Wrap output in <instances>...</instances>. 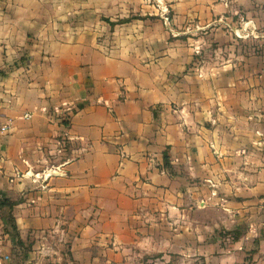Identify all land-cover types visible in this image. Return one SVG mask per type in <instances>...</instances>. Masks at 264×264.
<instances>
[{
	"label": "crops",
	"instance_id": "1",
	"mask_svg": "<svg viewBox=\"0 0 264 264\" xmlns=\"http://www.w3.org/2000/svg\"><path fill=\"white\" fill-rule=\"evenodd\" d=\"M2 126L0 264H264V0H0Z\"/></svg>",
	"mask_w": 264,
	"mask_h": 264
},
{
	"label": "rangeland",
	"instance_id": "2",
	"mask_svg": "<svg viewBox=\"0 0 264 264\" xmlns=\"http://www.w3.org/2000/svg\"><path fill=\"white\" fill-rule=\"evenodd\" d=\"M164 12H165L164 14L167 20L168 18L171 19L167 10H164ZM211 28H214V26L208 27L207 29H205V31L209 33ZM227 29L229 28L227 27ZM203 40L205 42V45H207L209 49L213 47V44H217V43H214L212 38H209L208 35L206 36V38L203 37ZM228 45H229V39H228ZM228 236H229V232L220 231L218 234V237L220 238H227ZM224 244H226V241L222 243V247L226 248V246L224 247ZM171 252L169 254V259L167 261L166 260L162 261L160 259L161 256L156 255L157 253H155L153 258H150L151 262H148L145 260L143 264H161V262H163L164 264H220V263L223 264L221 259H219L221 255L217 253L210 254L207 259L202 257V258H196L195 260V258H190V257H187L185 259L183 258L184 256H179L178 254L173 253V251Z\"/></svg>",
	"mask_w": 264,
	"mask_h": 264
},
{
	"label": "trees",
	"instance_id": "3",
	"mask_svg": "<svg viewBox=\"0 0 264 264\" xmlns=\"http://www.w3.org/2000/svg\"><path fill=\"white\" fill-rule=\"evenodd\" d=\"M64 123V122H63ZM65 124V123H64ZM165 167L166 168H168V164L167 163H165ZM13 203H11V202H9V201H7V200H3L1 203H0V206H6V207H8L10 210L12 209V207H13ZM8 219H9V226L11 227V230L13 231V233L15 232L16 233V228H15V226L13 225V217H12V215L9 213V215H8ZM15 238H16V234H15Z\"/></svg>",
	"mask_w": 264,
	"mask_h": 264
},
{
	"label": "built area",
	"instance_id": "4",
	"mask_svg": "<svg viewBox=\"0 0 264 264\" xmlns=\"http://www.w3.org/2000/svg\"><path fill=\"white\" fill-rule=\"evenodd\" d=\"M29 117V115H26V118ZM6 128L5 127H0V132H5Z\"/></svg>",
	"mask_w": 264,
	"mask_h": 264
}]
</instances>
